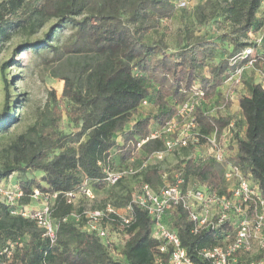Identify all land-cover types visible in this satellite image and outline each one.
<instances>
[{"label":"trees","instance_id":"1","mask_svg":"<svg viewBox=\"0 0 264 264\" xmlns=\"http://www.w3.org/2000/svg\"><path fill=\"white\" fill-rule=\"evenodd\" d=\"M173 13L172 0H0V40L8 39L16 30L32 34L49 20H57L40 40L26 41L21 46L50 48L49 60L55 63L50 73L63 81L62 98L70 104L66 112L76 129L62 133L56 128L62 110L53 97L52 106L46 107L37 123L19 133L4 149L6 159L0 167V180L16 172L25 194L34 187L58 192L53 215L62 218L72 211L63 192L73 189L84 176L95 192L106 186L103 167H125L133 156L143 159L163 149L164 140L149 135L174 116L177 104L187 100L194 87L206 98L214 97L229 73L252 59V67L262 77L260 81L252 75L242 79L246 91L239 96L238 105L244 130L234 134L236 147L232 155L222 162L211 158L196 162L187 158L192 146L183 147L177 154L183 158L172 173L165 172L170 180L179 173L185 182L196 179L219 188L226 165L232 163L250 174L264 193V0H206L195 7L199 24L219 16L230 24L229 34L221 38L229 41L231 49H222L223 57L217 61V44L194 36L190 28L183 32L187 41L174 52L166 50L163 39L148 38L160 20ZM69 21L72 32L60 45H51L54 31ZM260 30L263 34L259 43L248 41V32L258 34ZM246 46H253V55L240 57L231 65L229 59L241 55ZM143 101L151 102L156 112L136 116ZM4 109H8V92ZM205 111V104L197 107L198 126L204 132L216 127L220 135L232 117ZM47 127L52 132L46 131ZM141 140L145 141L138 146ZM114 158L118 161L116 167ZM28 170L42 172L41 181L26 177ZM163 175L157 164L149 166L141 178L157 189L164 183ZM130 195L127 191L112 203L122 206ZM172 226L191 259L197 264H210L197 255L196 249L216 244L214 236L207 231L192 234L180 207L174 212ZM150 228L147 213L135 206L134 222L129 228L132 235L122 249L124 264H169V254L157 251ZM0 239H19L22 243L16 247L10 264H40L48 247L33 220L11 215L2 203ZM46 259L51 264H118L96 236L79 229L73 221L60 222L54 252H47Z\"/></svg>","mask_w":264,"mask_h":264},{"label":"built area","instance_id":"2","mask_svg":"<svg viewBox=\"0 0 264 264\" xmlns=\"http://www.w3.org/2000/svg\"><path fill=\"white\" fill-rule=\"evenodd\" d=\"M248 37V41L256 43L262 40V35L258 37L252 32H248ZM253 52V46H246L241 55L231 57L229 63L232 65L240 57L252 56ZM252 62L250 59L233 69L225 83L241 87L244 69L252 66ZM203 97V91L194 87L189 98L177 104L174 116L150 132V138L164 140L163 149L143 159L133 156L125 167H103L102 181L106 186L127 177L140 178L138 189L131 192L130 199L122 206H115L108 200L98 207L89 206L88 202L95 199V192L84 176L73 189L62 193L66 203L72 205V211L57 218L53 215V206L58 192L34 187L31 193L25 194L16 172L0 180V203L9 208L11 215L33 220L46 240L48 247L40 264H51L46 259L47 252H54L60 222L68 221L96 236L118 264L126 263L122 249L132 235L129 228L134 222L135 206L150 218V237L157 242L159 253L169 254V264H197L182 246L178 230L172 226L178 207L186 213L192 234L207 231L216 240V244L197 248L199 257L210 264H264V193L240 166L226 165L219 188L196 179L185 182L179 173H174L170 180L165 172L164 183L157 189L141 178L149 166L157 165L167 154H180L183 147L192 146L187 158L196 162L205 158L222 162L232 155L236 147L234 134L238 130L236 119L231 118L220 135L216 127L209 132L202 131L195 113L200 106L198 99ZM229 99L232 101V94L226 101ZM181 119L185 121L183 125H179ZM144 141H139L138 146ZM25 196L28 197L26 202L23 201ZM21 245L19 239H0V264H10L16 247Z\"/></svg>","mask_w":264,"mask_h":264},{"label":"rangeland","instance_id":"3","mask_svg":"<svg viewBox=\"0 0 264 264\" xmlns=\"http://www.w3.org/2000/svg\"><path fill=\"white\" fill-rule=\"evenodd\" d=\"M206 0H172L174 3V13L160 20L158 26L148 34L151 40L163 39L166 50L174 52L185 43L186 36H183L184 29L190 28L194 36L204 37L217 44L215 61L223 57L222 49H231V44L221 37L230 32V24L223 17L211 19L202 24L196 22L195 7L204 5ZM57 23L56 19L49 20L44 26L37 29L32 34H27L22 30L12 32L6 40H0V167L6 159L4 149L19 134L25 132L28 127L37 123L45 112L46 107H51L53 97L58 107L62 110L60 118L57 120V129L62 133L74 132L73 121L68 118L66 109L70 104L62 98L63 81L53 77L50 73V67L55 65L50 61V48L48 46L40 50L34 48H24L26 41L34 42L40 40L48 31L50 26ZM72 32V22H66L61 28L54 31L50 40L51 45H60ZM263 30H260L255 36H261ZM6 64L4 72H1L2 66ZM244 75L254 76L256 81L261 80V74L258 70L249 66L244 69ZM219 93L212 98L198 99V103L205 104V110L208 114L217 115L219 111L223 115H230L236 119V127L240 133L244 126L238 110V98L245 93L243 85L234 87L227 82L218 88ZM8 92V109H4L6 93ZM51 92L53 94H51ZM232 94V101H226L228 95ZM226 103V104H225ZM156 107L151 102H142L136 116L155 113ZM182 119L179 125H183ZM41 126V123H38ZM46 131L52 132L51 127ZM120 141V136H117ZM114 151V150H113ZM57 152V151H56ZM177 154H167V156L158 163V166L169 173H172L174 165L178 162ZM117 159L114 158V165L117 166ZM26 177L36 178L41 181L42 172L37 170L26 171ZM139 177H127L119 185L104 186L96 189L95 199L88 202L89 206L98 207L105 201H113L115 197H122L127 191L137 190L139 187Z\"/></svg>","mask_w":264,"mask_h":264},{"label":"crops","instance_id":"4","mask_svg":"<svg viewBox=\"0 0 264 264\" xmlns=\"http://www.w3.org/2000/svg\"><path fill=\"white\" fill-rule=\"evenodd\" d=\"M237 106H238V110H239V105L237 104Z\"/></svg>","mask_w":264,"mask_h":264}]
</instances>
